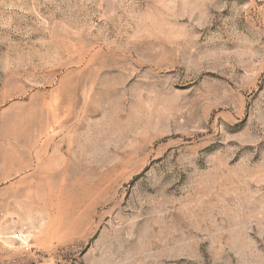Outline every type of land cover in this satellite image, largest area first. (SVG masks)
<instances>
[{"label":"rangeland","instance_id":"rangeland-1","mask_svg":"<svg viewBox=\"0 0 264 264\" xmlns=\"http://www.w3.org/2000/svg\"><path fill=\"white\" fill-rule=\"evenodd\" d=\"M0 264H264V0H0Z\"/></svg>","mask_w":264,"mask_h":264}]
</instances>
